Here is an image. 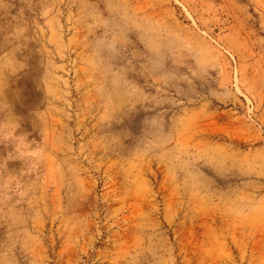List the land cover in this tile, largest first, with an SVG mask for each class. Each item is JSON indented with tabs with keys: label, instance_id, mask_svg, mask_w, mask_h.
<instances>
[{
	"label": "rangeland",
	"instance_id": "374dc122",
	"mask_svg": "<svg viewBox=\"0 0 264 264\" xmlns=\"http://www.w3.org/2000/svg\"><path fill=\"white\" fill-rule=\"evenodd\" d=\"M5 145L0 264H264V0H0Z\"/></svg>",
	"mask_w": 264,
	"mask_h": 264
},
{
	"label": "crops",
	"instance_id": "0c3cea01",
	"mask_svg": "<svg viewBox=\"0 0 264 264\" xmlns=\"http://www.w3.org/2000/svg\"><path fill=\"white\" fill-rule=\"evenodd\" d=\"M7 129H1L2 133H7ZM4 150L3 154L2 151ZM13 169V158L7 153V145H5L0 151V172L2 171L3 177H6L11 173Z\"/></svg>",
	"mask_w": 264,
	"mask_h": 264
}]
</instances>
